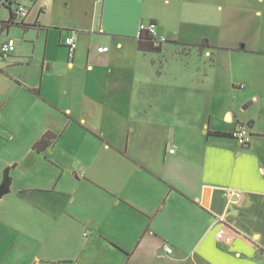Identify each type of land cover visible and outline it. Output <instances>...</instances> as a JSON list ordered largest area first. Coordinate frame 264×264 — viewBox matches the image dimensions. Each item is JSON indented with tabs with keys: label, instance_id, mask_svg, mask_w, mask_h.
Here are the masks:
<instances>
[{
	"label": "crops",
	"instance_id": "1",
	"mask_svg": "<svg viewBox=\"0 0 264 264\" xmlns=\"http://www.w3.org/2000/svg\"><path fill=\"white\" fill-rule=\"evenodd\" d=\"M252 2L249 13L263 20L264 0ZM17 4L0 0V42L16 45L15 22L29 25L22 38L31 42V25L40 24L45 53L38 78L26 72L25 52H0V110L16 90L38 98L30 112L38 109L45 115L39 122L55 126H45L24 151L44 162L63 148L87 170L85 179L74 172L73 190L27 186L19 176L0 203L8 230L0 234V264L46 263L53 240L47 235L54 232L71 238L63 264H264V62L250 56L264 50L241 43L252 28L264 31V23L241 26L238 42L219 47L236 54L231 63L214 58L199 64L196 75L159 83L164 72L144 77L136 60L144 52L138 33L147 0H38L20 17ZM12 13L15 22L7 23ZM72 32L78 45L71 58L65 38ZM192 44L213 55L209 41ZM101 46L109 50L100 52ZM73 124L81 128L77 139L62 143L56 131ZM242 124L252 133L248 146L216 134ZM47 130L58 138L38 153L33 145ZM3 179L0 172V184ZM97 179L103 189L74 191L78 182L94 186Z\"/></svg>",
	"mask_w": 264,
	"mask_h": 264
},
{
	"label": "rangeland",
	"instance_id": "2",
	"mask_svg": "<svg viewBox=\"0 0 264 264\" xmlns=\"http://www.w3.org/2000/svg\"><path fill=\"white\" fill-rule=\"evenodd\" d=\"M12 1L29 8L30 5H34L38 0ZM252 1L147 0L146 15L148 17L145 19V23L150 21L149 18L151 16H156L159 20V23L156 22L158 29L165 35L168 41L163 44V49L160 51L138 53L137 63H142L143 67L141 75L148 77L158 76L157 71L160 70L164 73H161L159 83H165V81H169L171 78L176 83V81L186 79L188 76L196 75L194 70L199 64L212 63L214 58L216 63H231V55L236 54H232L231 51L219 47L233 46L238 42L237 40L242 36L241 29L246 24L256 29L260 27L261 23H264V19L261 20L252 15L253 13H249L251 8L255 6ZM3 11L4 13H9V10L5 7ZM2 23L0 21V33L3 27ZM36 26L34 24L31 26V29H34L31 32V35H33V41L31 42H26L22 38V32L25 28L21 25L13 28L11 37L16 42V52H25L27 54L28 57L22 58L24 63H28L29 61L27 60H30L31 65L28 66L26 72L31 76H38L40 78V64L43 63L45 53V33L40 32V28ZM241 26L242 28H240ZM2 38H8L6 32L2 33ZM243 38V40L240 39L242 45L253 42L256 44L255 46L264 50L263 30L257 33L252 28ZM205 41H209L212 45V47L207 48V50L213 52L212 56L199 52L198 48L189 45ZM2 42L4 41H1L0 44ZM24 47H26V50H24ZM250 56L252 60L256 59L259 62H264V54L256 53ZM1 61L0 55V63ZM234 61L237 63V59H234ZM184 69H187V71H183ZM188 71H190L189 74H187ZM58 79V77H55L56 82ZM28 93L21 89L19 91L16 90L15 93H12L13 99L9 107L0 110V116L3 117L0 120V172L3 179V175L9 169L10 176L12 177V192L1 198L0 203L4 201L3 199L10 197L14 193V189L19 186V176H21L22 183L27 186H40L43 183L52 184L51 186H53L59 183L58 188L65 186L69 190H73L70 183H72L74 177L76 179L74 172H78L79 177L85 179L84 171L87 170V164L70 159L66 149L55 150L57 158L54 159L51 155H48V159L45 158L44 162H38L30 156L31 153L24 151L26 146H29L42 133L43 128H46L45 126H55L51 122L43 121L41 123V120L39 122V119L45 115L39 112L38 109L32 111V113L30 112L29 105L33 103L34 99L37 100L38 98L33 95L30 96L31 94ZM39 102L41 101L39 100ZM79 127L77 124H73L66 129L60 127V131H56L60 134V141L65 144L66 142H71V140L75 142L78 137L77 131L81 129ZM80 132L85 134L82 130ZM109 133L111 132H108V136ZM13 160L19 163L15 168H11V165L7 163ZM102 166L103 163H100V169H102ZM15 175L16 181H14ZM87 185L93 187L94 191L96 189H103L101 180L97 179L94 186L87 184V182H78L75 185L74 191L80 193ZM28 188L37 189L39 187ZM95 198L97 197H93V204H95ZM47 200L50 202L54 201L53 198H47ZM5 214L0 212V234L2 237L3 235H7L8 231L5 228L7 219ZM32 222L36 223V219ZM48 229L49 227L45 229L46 233ZM84 232L87 235L90 231L85 229ZM47 237L53 240H48L50 243L47 245L45 254L48 261L44 264H63L62 258L66 256L65 252L68 243L71 244V238L67 236L62 237L58 232L51 233Z\"/></svg>",
	"mask_w": 264,
	"mask_h": 264
},
{
	"label": "built area",
	"instance_id": "3",
	"mask_svg": "<svg viewBox=\"0 0 264 264\" xmlns=\"http://www.w3.org/2000/svg\"><path fill=\"white\" fill-rule=\"evenodd\" d=\"M28 11V8L25 5L17 4L15 14L18 17L25 15ZM150 37L151 42L155 48H161L165 42H167V38L164 34H162L158 29V24L155 21L150 22H142L139 26L138 37L140 36ZM78 45V36L75 32H72L65 38V46L68 48L69 55L72 58L74 56L76 47ZM16 49V45L12 40L4 41L0 44V52L3 57H8L12 54ZM100 52H105L109 50V46H101L98 48ZM231 136L236 139L240 145L248 146L252 140V133L247 125H240L234 131L231 132ZM174 149H171L173 152ZM222 233H219L221 236ZM168 252H171L172 249L170 247H166Z\"/></svg>",
	"mask_w": 264,
	"mask_h": 264
},
{
	"label": "trees",
	"instance_id": "4",
	"mask_svg": "<svg viewBox=\"0 0 264 264\" xmlns=\"http://www.w3.org/2000/svg\"><path fill=\"white\" fill-rule=\"evenodd\" d=\"M15 15L12 13L11 15V20L8 21L7 23H14L15 22ZM18 25L23 26L24 28H26L27 26H29L28 24L24 23V22H15ZM32 26V25H31ZM34 26H36V24H34ZM40 26V25H39ZM42 27V26H41ZM139 39V48L142 51H160L161 48H155L153 46V43L150 40V37L147 36H140L138 37ZM168 41V40H167ZM192 47H199V44H189ZM1 69V68H0ZM37 94H40V89H35ZM217 135H221V136H231L230 133H225V132H217ZM58 138V134L52 130H47L33 145V148L35 151H37L38 153H43L44 151H46L48 148H50L57 140Z\"/></svg>",
	"mask_w": 264,
	"mask_h": 264
},
{
	"label": "water",
	"instance_id": "5",
	"mask_svg": "<svg viewBox=\"0 0 264 264\" xmlns=\"http://www.w3.org/2000/svg\"><path fill=\"white\" fill-rule=\"evenodd\" d=\"M11 185H12V177L10 176L9 169H8V170H6V172L4 174V179H3L2 183L0 184V199L4 195H6L10 192Z\"/></svg>",
	"mask_w": 264,
	"mask_h": 264
}]
</instances>
